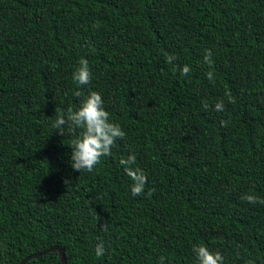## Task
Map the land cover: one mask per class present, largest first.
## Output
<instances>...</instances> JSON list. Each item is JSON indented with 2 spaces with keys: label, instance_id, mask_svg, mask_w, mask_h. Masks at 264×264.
Listing matches in <instances>:
<instances>
[{
  "label": "trees",
  "instance_id": "trees-1",
  "mask_svg": "<svg viewBox=\"0 0 264 264\" xmlns=\"http://www.w3.org/2000/svg\"><path fill=\"white\" fill-rule=\"evenodd\" d=\"M92 91L126 136L79 173L52 125ZM244 194L264 199V0H0V264H264Z\"/></svg>",
  "mask_w": 264,
  "mask_h": 264
},
{
  "label": "clouds",
  "instance_id": "clouds-1",
  "mask_svg": "<svg viewBox=\"0 0 264 264\" xmlns=\"http://www.w3.org/2000/svg\"><path fill=\"white\" fill-rule=\"evenodd\" d=\"M174 59L172 56L167 57L169 63ZM204 61L209 65L213 63L211 50H205ZM78 64L79 66L73 72L72 78L79 85H86L92 76L89 62L87 59L81 58ZM190 71V66L185 65L181 69V75H187ZM213 76V72L207 73L210 80L213 79ZM75 94L80 95L79 92ZM232 102H235L234 99ZM205 106H207V102H205ZM215 110L223 111L224 102L218 101L215 104ZM55 111L61 113L59 108H56ZM221 124L226 126L225 121H221ZM52 129L57 130L61 135H65L66 132L71 135L72 139L68 144L72 149L70 154L71 167L79 173L81 171L92 172L101 163L103 157L112 155V148L116 141L126 136L121 125L110 119V114L104 107V100L101 94L96 91L86 95L77 109L69 108L66 115L58 114ZM119 163L123 166L125 174L133 181L131 185L132 195H142L147 177L139 167H134L136 165L135 155L121 159ZM241 199L253 205L257 202L264 204V199H260L254 194H244ZM102 228L107 231L106 225H102ZM192 252L195 254L197 264H224L222 254L218 251H211L205 245L194 246ZM105 253V242L100 241L95 246V255L99 258L103 257ZM161 264H163V257H161Z\"/></svg>",
  "mask_w": 264,
  "mask_h": 264
},
{
  "label": "water",
  "instance_id": "water-1",
  "mask_svg": "<svg viewBox=\"0 0 264 264\" xmlns=\"http://www.w3.org/2000/svg\"><path fill=\"white\" fill-rule=\"evenodd\" d=\"M58 251L59 252V255H60V259L61 261L63 262V264H67V261H66V258H65V253L62 249L60 248H53L51 250H47L46 252H44L43 254H46L48 253L49 251ZM43 254H36V255H33L31 257H28L26 258L21 264H26L27 262H29L31 259L33 258H38L39 256L43 255Z\"/></svg>",
  "mask_w": 264,
  "mask_h": 264
}]
</instances>
